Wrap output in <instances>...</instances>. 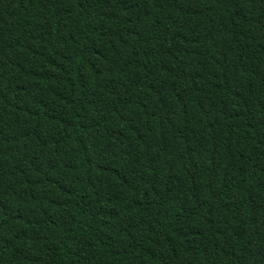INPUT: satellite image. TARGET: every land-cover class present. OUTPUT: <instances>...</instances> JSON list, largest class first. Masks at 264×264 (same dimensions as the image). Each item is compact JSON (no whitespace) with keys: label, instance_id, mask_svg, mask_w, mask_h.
Here are the masks:
<instances>
[{"label":"trees","instance_id":"16d2710c","mask_svg":"<svg viewBox=\"0 0 264 264\" xmlns=\"http://www.w3.org/2000/svg\"><path fill=\"white\" fill-rule=\"evenodd\" d=\"M0 264H264V0H0Z\"/></svg>","mask_w":264,"mask_h":264}]
</instances>
